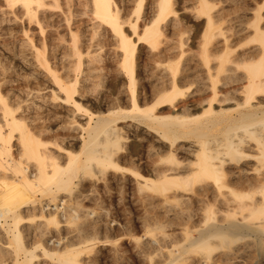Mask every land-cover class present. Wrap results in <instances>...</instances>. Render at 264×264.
<instances>
[{"label": "bare ground", "instance_id": "1", "mask_svg": "<svg viewBox=\"0 0 264 264\" xmlns=\"http://www.w3.org/2000/svg\"><path fill=\"white\" fill-rule=\"evenodd\" d=\"M2 1L28 29L19 50L0 45L11 58L0 63V264H156L165 223L145 217L150 240L107 251L80 203L125 170L138 210L182 201L164 217L192 223L163 240L164 264L243 258L248 248L230 244L264 235V0H129L128 13L127 0ZM51 10L68 36L48 32ZM79 16L90 28L73 30ZM48 237L75 239L52 248Z\"/></svg>", "mask_w": 264, "mask_h": 264}, {"label": "rangeland", "instance_id": "2", "mask_svg": "<svg viewBox=\"0 0 264 264\" xmlns=\"http://www.w3.org/2000/svg\"><path fill=\"white\" fill-rule=\"evenodd\" d=\"M190 1V2H189ZM179 2H181L180 3V5L182 4V2H183V4L181 5V7H179L180 8V10H181V8L183 7V5H187V6H189V5H191V3H192V0H179ZM262 2H264V1H262ZM261 2V0H259V3H262ZM0 5H3V6H0V45L2 44V42L4 43V42H7V44H8V47L9 48H11V46H12V49H13V47H14V49H15V51H16V48H17V50H19L20 49V46H21V44H22V42L24 41V37H23V33H22V27H25L26 26V24H28V23H24L25 21L27 22V20H25V19H23V21L22 20H16V22L14 21L16 18H14V15H12L11 13H10V11H8L5 7L6 6H4L5 4L3 3V1L2 0H0ZM126 9L128 8L129 10H126V12L128 13L131 9H132V3L129 1V0H127V3H126ZM224 7H225V5H223ZM179 8H178V10H179ZM2 9H4V10H6V11H2ZM79 10H80V8H79ZM82 10V9H81ZM179 10V13L178 14H180V17L181 18H183V28L182 29H184V30H186V31H188L190 34H191V36H192V33L194 32V28L192 27V25L194 24L193 23V21L191 20V18H188L190 15L189 14H184L183 13V11H180ZM59 10H51L50 12H48V14L50 15H52V17L53 18H51V23H52V25H53V27L52 28H50L49 30H48V32H50V30H53V31H51L52 32V35H54V37H56V35H57V33L60 35V36H64V35H67L68 36V26H67V24H66V22H65V19H63L64 18V16L60 13V11L58 12ZM55 13V14H54ZM56 13H58V15L56 14ZM6 14H8V15H6ZM80 14V13H79ZM188 16V17H187ZM83 17V18H82ZM14 18V19H13ZM7 20V21H6ZM19 21V22H18ZM74 21H76L75 23H74ZM73 22H72V24L71 25H73L72 26V28H73V30L75 31V29H77V30H79V29H81V30H86V29H88V28H90V23H89V18H87V17H85V16H79V17H77V18H75V20H74ZM18 22V23H17ZM64 22V23H63ZM22 23V24H21ZM190 23V24H189ZM21 24V25H20ZM192 24V25H191ZM20 25V26H19ZM74 25H76V27L74 26ZM79 25V26H78ZM57 26V27H56ZM85 26V27H84ZM87 26V27H86ZM28 27V25L26 26V28ZM79 27H81V28H79ZM228 28V25L226 24L225 26H224V28ZM19 28V29H18ZM56 28V29H55ZM58 28V29H57ZM79 28V29H78ZM4 29H5V31H4ZM21 29V30H20ZM28 29V28H27ZM31 31L29 32V33H32L33 35H35L36 33V35H35V38H37L38 36H39V31H37L38 29H37V25L35 26L34 24H32L31 26H30V28H29ZM13 30V31H12ZM35 30V31H34ZM60 30H61V32H60ZM12 31V32H11ZM17 31V32H16ZM20 31V32H19ZM55 31V32H54ZM34 32V33H33ZM64 34H63V33ZM54 33V34H53ZM62 35H61V34ZM189 33L185 36L186 38L187 37H189ZM15 34H17V36L15 35ZM32 34H31V36H32ZM9 36V37H8ZM11 36H12V38H11ZM13 36H15V37H13ZM37 36V37H36ZM7 37H8V39H7ZM12 40H11V39ZM39 38V37H38ZM21 39V40H20ZM5 40V41H4ZM22 41V42H21ZM191 43V44H190ZM189 44H190V47L192 48V49H195L196 50V46H195V42H193L192 41V39L190 40V42H189ZM66 45V44H65ZM19 48V49H18ZM2 57V58H1ZM11 58H10V56L9 55H6V54H4V53H2V52H0V63H2L4 66H6L7 64H10L11 63ZM0 66H1V64H0ZM7 66H9V65H7ZM193 87H194V85L192 86V87H190L191 88V90L189 91V90H185L186 92L187 91H189V92H187V93H190L192 90H193ZM101 89V88H100ZM191 99H193V98H191ZM60 104H62L63 106H65V107H61V109L63 110H65V108L66 107H69L68 105L69 104H67L66 102H59ZM83 120H85V118H83ZM181 157H182V159H186L187 158V156H184V158H183V155H181ZM137 164H135V166H136ZM122 167H124V168H126V169H128V168H130L131 166L129 165V164H123L122 165ZM117 175V179H118V177L121 175V177H119V179L118 180H116L117 182L114 184V186H113V188L111 189V190H107L106 189V182H103V184L101 183V184H99L97 187H98V189H96V190H94V191H92L91 193H90V197H88V198H85V199H81V202L80 203H82L81 204V206H82V208L84 209V207H85V210H87V212H92V213H94L95 211V213L94 214H96V215H92L91 216V218H90V220L89 221H92V223H91V225L92 224H98L97 226L99 227V228H101V230H98V232L95 234L97 237H95V236H92L93 238H100V240H105V241H112V246H114V247H112L110 244H109V246H106V245H104V244H99V245H97V248H98V246H99V248L98 249H96V250H98V251H100V252H102L103 253V251H105V250H107V248H108V250L107 251H109V249L111 248V249H119V248H121V249H124V250H126L127 249V251L128 250H130V249H132L133 248V246H134V238L135 237H142L143 238V241H147L148 239H149V237H148V235L146 234V229H148V226H147V224L145 223V225H144V220H145V217L148 219V220H150V218H151V222L154 224V223H156V221L158 222L157 223V225L159 224H161L160 222H162V223H165V224H161L160 225V227L161 226H163V225H165L166 226V228L165 229H163V231H165L164 233H166V234H161V232L162 231H159V229L157 230L159 233H156L155 235H156V237H158L159 238V241H160V239H162V241H160L159 242V248H157V250L156 251H158V252H156V256H157V260L155 259V263L157 264H164V263H166L167 261H165V260H167V259H165V257L163 258V257H161V255L163 254V253H165L166 252V250L165 249H170L169 248V246H164V244L165 243H163L164 241V239H167V240H169V241H173V242H177V240H176V238L178 239V240H181L180 239V237H179V235H178V228H181V225L183 224V225H192V223H190L189 221L187 222V220H185L184 221V219H183V221L184 222H182V220L181 219H176V220H173V222L172 221H170L169 219V221H167L166 220V217H164V216H166L168 213L170 214V212L172 213L173 211H175V209L176 208H178V209H176V210H179V207H182V201H177V205H176V203L174 204V202H172V205H171V203H170V205H167V206H165L167 209L169 208V210H167V212L165 213H163V211H164V209L162 210V212L160 211V210H156V209H153L152 207H151V209L149 208V207H146V208H148V209H144L143 208V206L141 207V208H143V209H140V207H139V210H138V207H137V205H139V204H137V202H136V200H135V198L133 197V196H131L130 194H129V191H128V187H127V184L128 183H130V180L127 178V176H128V173L126 172V170L125 171H119L118 173H116ZM125 174V175H124ZM122 181V182H121ZM128 181V182H127ZM91 184V182H86V184L84 183L83 185L84 186H82V187H80V188H78L77 189V194L79 195L80 193H81V191L84 189L85 190V187H87V186H89L90 184ZM118 183V184H117ZM102 185H103V187H102ZM99 187L101 188V189H99ZM81 188H82V190H81ZM120 189V190H119ZM79 190V191H78ZM103 191V192H102ZM102 192V193H101ZM93 193V194H92ZM121 193H123L122 195H121ZM87 194V193H86ZM98 194V195H97ZM105 194V195H104ZM131 198H130V197ZM120 197V198H119ZM140 197V196H139ZM99 198V199H98ZM94 199V200H93ZM115 199V200H114ZM131 199V200H130ZM90 201V202H89ZM102 201V202H101ZM137 201H139V198H138V200ZM134 202H135V204H134ZM180 202V203H179ZM100 203V204H99ZM131 203V204H130ZM218 203H214V205H213V207L215 206V209L216 208H218V207H216V206H219V205H217ZM85 205V206H84ZM132 205H134V206H132ZM181 205V206H180ZM116 207H118V208H116ZM137 207V208H136ZM220 207V206H219ZM87 208V209H86ZM165 208V209H166ZM118 209V210H117ZM214 209V208H213ZM219 209V208H218ZM218 209H216V210H218ZM89 210V211H88ZM125 210V211H124ZM147 210V211H146ZM170 210H173V211H170ZM144 211V212H143ZM157 211V212H156ZM170 211V212H169ZM150 212V213H149ZM107 213V214H106ZM154 213V214H153ZM99 214V215H98ZM135 214V215H134ZM146 214V215H145ZM152 214V215H151ZM155 214H156V216H155ZM166 214V215H165ZM98 216H100V217H98ZM148 216V217H147ZM92 217H93V219H92ZM153 217V218H152ZM134 218V219H133ZM144 218V219H143ZM154 219V220H153ZM156 219V220H155ZM161 219V220H160ZM96 220V221H95ZM95 221V222H94ZM97 221H98V223H97ZM127 221V222H126ZM167 221V222H166ZM179 221V222H178ZM171 222V223H170ZM187 222V223H186ZM99 223H101V224H99ZM152 223H150L151 225H152ZM167 223V224H166ZM169 223V224H168ZM189 223V224H188ZM171 224V225H170ZM178 224V225H177ZM180 224V225H179ZM102 225V226H101ZM103 225L105 226V227H103ZM176 225V226H175ZM96 226V225H95ZM178 226V227H177ZM180 226V227H179ZM103 227V228H102ZM177 228V229H176ZM161 229V230H162ZM78 233V232H77ZM176 233H177V235H176ZM175 234V235H174ZM167 235H169V237L167 236ZM246 235V237H244L243 239L241 238V237H243V236H240L238 239H237V241L236 242H234V243H231L230 244V247H233V248H239V247H241L240 248V250H242V247H247L248 248V252L247 253H245V255H244V257L243 258H241L238 262H236L235 263V261L234 260H226V259H221L222 261L221 262H223V263H221V264H257L258 262H259V260H260V258H259V254H257V248H255V250L253 249L254 247L253 246H255L253 243H262V245L264 244V235H263V237H262V235L260 234V235H255V237H254V234L252 233V234H245ZM78 236V235H77ZM164 236H167V238H165ZM172 236L175 238H172ZM176 236V237H175ZM178 236V237H177ZM249 238H248V237ZM124 237V238H123ZM171 237V238H170ZM242 240H241V239ZM255 238V239H254ZM257 238V239H256ZM38 239V238H37ZM37 239H32L31 241V243H33L34 241H36ZM70 238H68V240L66 239V241L65 242H67V244L68 243H70V242H73V240L75 239H70ZM249 239V240H248ZM57 239L56 238H50V237H48L47 238V240H46V238H44V243L47 245V247L49 246V247H51L52 246V248L53 247H58L57 246V244L59 245V243H57V241H56ZM72 240V241H71ZM119 240H121V242L119 241ZM150 240V239H149ZM236 239H234V241H235ZM252 240V241H251ZM254 240H255V242H254ZM54 241H56V245H54L53 246V244H52V242L53 243H55ZM250 241V242H249ZM48 244H47V243ZM62 242V241H61ZM65 242H63V243H61L60 245H59V247H61V245H63V244H66ZM77 242H78V237H77ZM179 242V241H178ZM253 242V243H252ZM117 245H116V244ZM163 243V244H162ZM50 244V245H49ZM52 244V245H51ZM102 245H103V249H102ZM166 245V244H165ZM248 245V246H247ZM236 246V247H235ZM253 247V248H250V247ZM264 246V245H263ZM160 247H162L161 249H160ZM101 249V250H100ZM253 251H252V250ZM103 250V251H102ZM222 250H225V248H221V250H216V254H215V258L217 257V256H219V255H217V254H220L219 252L220 251H222ZM161 251V252H160ZM165 251V252H164ZM250 251H251V253H250ZM255 252V253H254ZM259 252V251H258ZM215 253V252H214ZM250 253V254H249ZM39 255H40V253H38ZM161 254V255H160ZM190 255H195L196 256V254H190ZM190 255H188L190 258L189 259H192L193 258V256L191 257ZM259 255V256H258ZM164 256V255H163ZM162 259H161V258ZM197 257V256H196ZM99 258H102L101 257V254H100V256H99ZM160 260H163V261H160ZM188 259V260H189ZM194 259V258H193ZM158 260H159V262H161V263H159L158 262ZM102 261H103V258H102ZM225 261V262H224ZM35 262H37V263H35ZM34 262V264H55V262H52L50 259H48V258H45V259H39L38 261L36 260ZM104 263H105V261H104ZM176 264V263H175ZM177 264H181V262H179V263H177ZM219 264V263H218ZM259 264V263H258Z\"/></svg>", "mask_w": 264, "mask_h": 264}]
</instances>
